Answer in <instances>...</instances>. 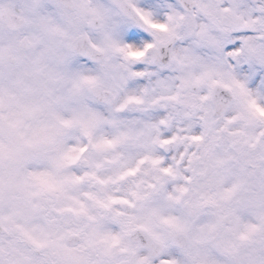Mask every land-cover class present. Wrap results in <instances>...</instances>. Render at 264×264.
Returning a JSON list of instances; mask_svg holds the SVG:
<instances>
[{"label": "snow or ice", "instance_id": "1", "mask_svg": "<svg viewBox=\"0 0 264 264\" xmlns=\"http://www.w3.org/2000/svg\"><path fill=\"white\" fill-rule=\"evenodd\" d=\"M0 264H264V0H0Z\"/></svg>", "mask_w": 264, "mask_h": 264}]
</instances>
